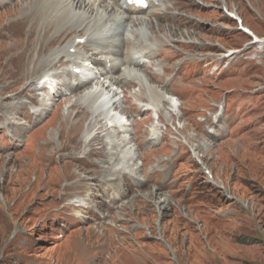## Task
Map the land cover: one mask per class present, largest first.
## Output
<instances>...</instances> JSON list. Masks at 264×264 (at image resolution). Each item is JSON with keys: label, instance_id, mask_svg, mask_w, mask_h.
<instances>
[{"label": "rangeland", "instance_id": "374dc122", "mask_svg": "<svg viewBox=\"0 0 264 264\" xmlns=\"http://www.w3.org/2000/svg\"><path fill=\"white\" fill-rule=\"evenodd\" d=\"M193 1L204 7H192L190 0H174L176 8L169 5L192 23L161 19L163 27L177 32L171 38L154 30L152 40L166 42L159 59L172 78L167 90L181 105L173 122L161 124L163 138L149 140L153 120L145 125L147 135L139 134L142 148L133 160L145 154L144 167H77L68 156L69 141L80 144L89 135V122L77 124L78 110L66 121L75 100L62 103L59 91L37 90L26 100L39 107L44 96L50 99L40 122L23 120L22 145L13 144L10 128L0 131V264H264V48L239 30L223 2L214 0L207 8L210 0ZM226 1L228 10L264 40V0ZM4 22L0 16V28ZM39 36L31 49L35 60L46 56L39 55ZM61 38L62 44L46 53L65 46L69 35ZM185 38L196 44L181 46ZM229 50L236 53L224 60ZM7 52L0 43V55ZM206 64L210 67L204 69ZM34 68L33 62L26 66L18 94L33 80L32 89L40 88L39 79L58 70ZM60 69L70 70L65 61ZM5 83L0 77V85ZM55 84L52 80L47 86ZM110 90L117 100L124 96L118 87ZM124 90L128 129L134 134L136 121L130 117L140 124L146 114L135 107L139 87ZM72 125L73 133L66 134ZM137 177H143L139 186L134 185ZM65 185L72 189L61 196L57 187ZM164 196L169 205L159 210L164 205L156 204Z\"/></svg>", "mask_w": 264, "mask_h": 264}, {"label": "bare ground", "instance_id": "6f19581e", "mask_svg": "<svg viewBox=\"0 0 264 264\" xmlns=\"http://www.w3.org/2000/svg\"><path fill=\"white\" fill-rule=\"evenodd\" d=\"M147 1L148 8L132 6L123 10L122 6L126 2L124 0H0V16L5 18L0 28V43L8 47V52L0 55V77L6 82L0 85V131L10 128L9 138L13 144L22 145V135H25L23 122L37 124L47 114L49 104L45 98L39 101L40 110H35V102L26 101H31L34 93L37 92L36 88L32 89L34 84L36 85L34 80L23 91L17 93L16 87L26 79L23 75L26 66L33 62L34 70L42 66L50 70L58 69L51 75L58 80L57 86L52 90L59 91L65 98L62 103L75 100L66 121L74 111L78 110L77 124L89 122L86 129V134L89 135L83 137L88 139L84 141L81 139V146L72 139L69 141V145L73 148L68 156L79 164L77 167L92 170L107 167L113 171H135L144 167L145 154L137 157L140 163L133 160V155H137L138 150L142 148L139 134L141 137L147 135L145 125H149L153 120L154 112L156 117L161 115L163 118L159 121L154 120L149 140L163 138L164 133L158 135L161 131L159 123L173 122L177 108L180 107L176 95H172L167 90L172 78L166 77L168 68L159 59L161 53L165 51L166 42L152 40L156 38L154 30L165 32V37L171 38L177 32L163 27L160 20L165 17L181 20L187 15L171 11L169 5L172 4L174 8L177 5L174 0ZM190 1L192 7H204L199 1ZM218 1L224 3V10L228 9L226 0ZM210 2L206 3L205 7L211 8L216 4L214 0ZM154 16L157 18L155 24L151 19ZM184 19L187 23L194 21L190 17ZM30 22L29 32L26 33L25 28ZM39 32L40 36L37 40L41 47L39 55L46 54V56L35 60L32 59L31 49L36 43L35 35ZM51 33H53L52 38H49ZM64 34L69 35L67 44L60 47L61 49L46 53L48 47L52 48L57 43L62 44L61 36ZM85 38L87 40L83 45V51L72 53V49H77L76 41ZM181 41L183 43L181 46L196 44L190 38ZM259 45L260 48H264L263 39ZM63 61H66L72 69L79 68L82 71L86 69L82 66V61L91 63L99 69L102 82L99 81L95 88L92 87L93 81L83 82L79 76L69 70L60 69ZM183 64L182 61L177 62L178 66ZM209 67L210 64L204 66V68ZM130 85L139 87V92L135 94L137 99L135 107L138 113L146 114V118H143L140 124L136 118L130 117L136 121L137 129L134 134L124 128L110 113L113 107L121 114L127 115V108L123 106L126 99L124 89ZM112 87L122 89L124 97L117 100L118 94L110 90ZM142 104L150 110L145 109ZM166 111L168 115H165ZM72 131L73 125L66 134L71 135ZM60 133L65 135L63 126ZM136 146L138 149L135 148ZM124 148H128V152ZM93 157L98 160H94ZM159 204L164 205L159 210H165L169 205L167 197L158 200L156 205Z\"/></svg>", "mask_w": 264, "mask_h": 264}]
</instances>
